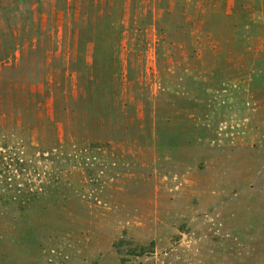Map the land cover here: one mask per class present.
<instances>
[{
  "label": "rangeland",
  "instance_id": "obj_1",
  "mask_svg": "<svg viewBox=\"0 0 264 264\" xmlns=\"http://www.w3.org/2000/svg\"><path fill=\"white\" fill-rule=\"evenodd\" d=\"M0 264H264V0H0Z\"/></svg>",
  "mask_w": 264,
  "mask_h": 264
}]
</instances>
